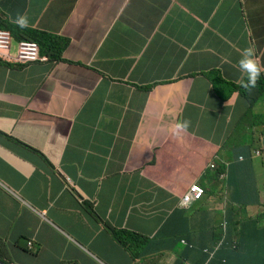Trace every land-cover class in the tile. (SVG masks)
Here are the masks:
<instances>
[{"label":"clouds","instance_id":"obj_1","mask_svg":"<svg viewBox=\"0 0 264 264\" xmlns=\"http://www.w3.org/2000/svg\"><path fill=\"white\" fill-rule=\"evenodd\" d=\"M81 1H63V11L47 0H0V74L9 73L13 77L11 90L24 91L31 87L32 79L22 78L32 67L47 69V74L39 76L53 81L51 103L42 119L27 117L26 111L0 94V106L5 107L0 112V211L5 215L18 216L30 212L36 217L31 210L35 211L52 228L55 240H59L60 236L72 239L65 224L77 223L80 211L86 212L98 221L101 229L107 227L121 235V244L131 264H144L149 257L157 254H168L167 264H193L187 255L189 249L193 252L191 259L202 257L200 264H238L234 254L227 256V251L231 249L225 242V239L233 241L238 234L243 235L240 249L247 253L250 264H264V50L253 46L245 51V57L238 62V66L223 70L226 73L237 72V80L224 78L218 66L210 71L179 75L182 66L173 68L169 65L180 56L181 47L169 32L163 31L166 28L161 23L167 9H158L151 0H100L112 15L102 18L95 12L89 14L87 20L98 21L103 33L90 54L79 57L72 47L77 35L69 29V23L81 18L76 13ZM243 15L249 34H257L250 30L245 12ZM32 33L58 37L54 50L65 59L60 70L44 63L39 42L30 37L21 38ZM130 54L136 59L131 66L124 60V56ZM138 67L153 70L152 79L146 84L133 83L131 75L124 73ZM78 71L93 74L95 83L104 82L101 90L104 102L100 98L95 99L87 80L77 78ZM215 71L219 73V83L212 80ZM203 74L209 76L213 85L221 86L218 100L214 102L212 97L209 98L210 103L191 98L195 80ZM81 81L88 87L78 85ZM66 83L78 86H75L77 92L74 91L63 102L60 101V93L70 90ZM173 84H179L184 94L175 121L162 122L161 141L148 145V148L135 149L152 170L147 179L152 196L156 201L165 203L157 211L164 220L156 232L138 234L126 230L125 223L113 225L109 218L111 211L105 217L100 216L96 211V201H80L73 177L64 171L62 163H54L47 155V129L53 121L65 119L66 113L85 96L75 117L69 120L72 123L69 135L58 136L68 148L77 126L84 124L85 110L95 101L98 111L93 118L101 119L112 89L130 86L140 91L143 99L141 112L142 104H148L155 88ZM40 87L36 88L35 95ZM3 88L0 84V91ZM69 104L71 107L67 108ZM128 105L129 112L132 110L130 100ZM126 121L130 120L118 126ZM6 127H9L7 132L4 131ZM201 128L203 133H199ZM136 133L135 128L134 135ZM130 137L125 139L124 145ZM176 156L182 159L177 160ZM214 157L225 160L228 166L215 164ZM38 163L41 165L38 166ZM194 163L200 167L199 173L193 172ZM30 168L32 173L26 176L25 172ZM174 170H180L185 175L186 183L190 182L188 186L181 187L178 181L176 183ZM19 175L26 181L16 186L13 181ZM256 179L263 187L250 191ZM53 182L60 183L63 192L76 197L79 204L63 206L59 212L48 217L47 212L38 211L32 201L37 192L49 194ZM193 186L200 189L198 197L192 190ZM186 196L190 198L187 203L184 200ZM175 201V207L170 208L167 203ZM179 212H183L184 219L197 216L201 221L195 218L190 222L187 237H181L183 233L177 231L175 237H181L178 240L169 241L161 250L156 244L151 248L149 245L155 243L153 240L158 232L164 227L173 229ZM87 228L93 234L90 227ZM48 243L33 233L13 236L8 232L0 240V264H17L14 256L7 251L9 248L21 254H29V250L38 254L50 248ZM86 252L97 262L104 263L91 251ZM68 253H71L70 249L64 252Z\"/></svg>","mask_w":264,"mask_h":264},{"label":"crops","instance_id":"obj_2","mask_svg":"<svg viewBox=\"0 0 264 264\" xmlns=\"http://www.w3.org/2000/svg\"><path fill=\"white\" fill-rule=\"evenodd\" d=\"M47 1L50 5L64 11L62 2L65 0ZM151 1L158 9L168 10L166 16H162L161 23L166 28L163 31L169 32L181 47L180 56L169 65L173 68L182 66L179 75H189L194 71H210L218 66L224 78L237 80V72L226 73L223 70L238 66V62L245 57V51L253 46L260 51L264 50V0ZM94 12L102 18L112 15L100 0H83L76 12L81 15V18L69 23V29L77 35L72 45L76 56L89 55L103 33V28L98 21L87 20L89 14ZM243 12H245L246 21L250 24V30L257 34L253 36L249 34ZM228 61L229 63H226ZM44 73H48L45 68H30L22 80L30 77L32 85L24 91L11 90L10 87L14 85L13 77L9 73H1L0 84L4 86L0 91L1 96L8 98L21 110L26 111L23 99L32 93L34 77ZM124 73L131 75L133 83L142 85L152 79L153 70L138 67ZM77 78L87 80L95 99L100 98L101 102H104L103 94H101L104 82L95 83V76L88 71H78ZM78 85L88 87V84L82 81ZM78 85L66 83L70 90L60 93V101H66L70 95L74 94V91L77 92L75 86ZM152 93L147 107L153 110L158 109L157 112L141 114L140 104L143 99L140 91L130 86L112 89L103 107L101 119L96 120V116L93 118L98 111L95 101L85 110L84 124L77 126L70 138V146L65 148L58 136L69 135L72 128L69 120L75 117L80 104L85 99L83 96L66 113L65 119L51 123L47 129L45 141L49 158L56 164L62 163L64 171L73 177L81 197L80 201L83 203L88 200L96 201V211L100 216L105 217L111 211L109 218L113 225L120 226L125 223L126 230L138 234L156 232L164 220L163 215L157 211H160L165 203L161 200L156 201L152 196L147 186V179L152 174V170L135 152V149L148 148V145L161 141L164 129L162 124L175 121L179 105L184 98L179 84L155 88ZM129 100L132 110L124 111ZM58 102L59 99L56 103ZM70 107L71 104L67 105V108ZM4 108L0 106V112L4 111ZM127 119L133 120V128L137 129V133L132 137L127 131L118 130V124ZM128 137L130 138L126 145H124L125 142L119 144V141H125ZM79 148L89 149V151H82ZM137 171H140V176L135 174ZM31 173L32 168L25 172L26 176ZM173 174L176 183L178 179L186 183L185 175L180 170H174ZM25 181L19 175L15 177L13 184L21 186L25 184ZM32 203L38 211L47 212L48 217L59 212L63 206L79 204L76 197L65 194L61 184L56 182H53L49 194L37 192ZM167 204L173 208L176 201ZM31 211L36 214V217L30 212L18 216L5 215L0 211V240L2 235L11 232L13 236L33 233L49 242L50 248L36 255L21 254L12 248L7 249L9 254L14 256L17 264H62L63 258L70 261L68 264L73 262L74 264H101L91 258L86 250L91 251L105 264H131L121 244V235L107 227L101 229L98 221L92 219L86 212L80 211L77 223L65 224L66 231L72 239L60 236L59 240H55L52 228L35 211ZM58 218L61 220V214ZM195 218L201 221V218L197 216L187 220L192 222ZM88 226L94 235L89 232ZM149 246L154 248L155 243ZM162 248L163 246H158V249ZM69 249L71 253L64 254ZM135 250L140 252L137 247ZM187 255L193 264L202 262V257H198L197 260L191 259L193 256L191 249L187 251ZM166 261H169L168 254L163 256L157 254L149 257L144 264H167Z\"/></svg>","mask_w":264,"mask_h":264},{"label":"trees","instance_id":"obj_3","mask_svg":"<svg viewBox=\"0 0 264 264\" xmlns=\"http://www.w3.org/2000/svg\"><path fill=\"white\" fill-rule=\"evenodd\" d=\"M33 38L37 42H39L41 55L45 57L44 63L49 66L52 69H59L63 65V62H65V59L63 58V55L60 54L57 50H54V47L57 44L58 37L54 35H46L43 36L38 33H32L28 35H24L21 38ZM204 76H199L195 80V88L192 92L191 98L195 100H202L209 102V98H213V102L218 100V93L221 86L213 85L212 82H209V76L206 74H203ZM211 86H214L216 88H212ZM203 133L204 129L201 128L199 133ZM264 136V129L263 134ZM192 170L194 173L200 172V167L196 165L195 163L192 165ZM136 175L140 176L139 171L135 173ZM192 181V179H191ZM190 182L185 183L182 179L178 180L179 186H188ZM190 220H187V218H183V212H179L177 215L176 224L174 225L173 229L164 227L160 232H158L154 238V242L156 245H166L169 241L172 240H178L181 237H187V230L190 224ZM180 231L183 233V235L179 238L175 237V232ZM243 240V235L238 234L237 237L233 241H229L228 239H225L226 245L231 249L230 251H227V256L235 255V261L238 264H250V259L247 253L241 251L240 249V243ZM28 253L30 255L36 254L34 250H29ZM182 257H185L182 254ZM0 258H2L0 256Z\"/></svg>","mask_w":264,"mask_h":264},{"label":"rangeland","instance_id":"obj_4","mask_svg":"<svg viewBox=\"0 0 264 264\" xmlns=\"http://www.w3.org/2000/svg\"><path fill=\"white\" fill-rule=\"evenodd\" d=\"M124 60L126 62H128L130 64V66L136 61L135 59V55L130 54L128 56H124ZM164 75V74H163ZM163 75L161 78H163ZM212 80L213 82H220L219 79V73L218 72H213L212 73ZM179 83V82H178ZM38 86H41L40 89L38 90L37 94L35 95V90ZM53 86V81L50 78H46L44 76V78H42L41 76H39L38 78L34 77V83H33V87H34V91L32 92V94H28L25 97V103L27 106L26 109V116L27 117H36V118H40L42 119V117L44 116V113H46V110L48 108V105L51 103V89ZM35 95V97H34ZM130 109L129 105L125 106L124 111H128ZM158 109H151L149 107H147V105L142 104L141 106V114H144L145 112H157ZM163 114V112H162ZM133 121H126L123 124H120L118 126V130L119 131H127L128 134H130V136L134 135L135 132V128H133ZM9 129V127H6L4 129L5 132H7ZM125 141H119V144H124ZM192 154V152L190 153ZM177 160H181L182 158L176 156L175 157ZM214 162L217 165H225L228 166V164L226 163L225 160H221L220 158L214 157ZM264 178V177H263ZM262 185L259 183V179H256V183L253 184L252 189H250V191L252 190H261L262 189ZM69 260L67 258H63V263L64 262H68Z\"/></svg>","mask_w":264,"mask_h":264},{"label":"built area","instance_id":"obj_5","mask_svg":"<svg viewBox=\"0 0 264 264\" xmlns=\"http://www.w3.org/2000/svg\"><path fill=\"white\" fill-rule=\"evenodd\" d=\"M28 50L31 51L32 49H28ZM30 53H32V52H30ZM192 190L195 192V194H196L197 197L200 195V189L198 187L193 186V189ZM189 199H190L189 196H186L184 198V200H185L186 203L189 202Z\"/></svg>","mask_w":264,"mask_h":264}]
</instances>
